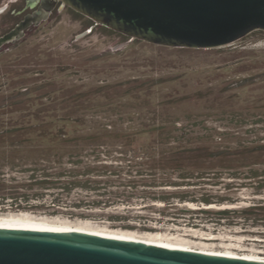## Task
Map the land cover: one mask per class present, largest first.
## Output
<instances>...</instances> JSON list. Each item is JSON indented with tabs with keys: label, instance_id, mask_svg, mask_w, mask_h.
I'll list each match as a JSON object with an SVG mask.
<instances>
[{
	"label": "rangeland",
	"instance_id": "374dc122",
	"mask_svg": "<svg viewBox=\"0 0 264 264\" xmlns=\"http://www.w3.org/2000/svg\"><path fill=\"white\" fill-rule=\"evenodd\" d=\"M10 23L1 11L0 35ZM35 118L66 123L73 135L123 133L141 148L133 157L104 138V146L59 158L0 162L5 179L17 182L35 165L49 175L87 168L108 175L87 183L98 190L49 184L36 197L0 199V216L264 259V216L239 212L264 203V186L244 178L245 161L231 154L264 139V31L217 48H172L64 8L0 47V121ZM159 140L167 142L150 144ZM173 151L190 158L176 169L150 167Z\"/></svg>",
	"mask_w": 264,
	"mask_h": 264
},
{
	"label": "water",
	"instance_id": "95a60500",
	"mask_svg": "<svg viewBox=\"0 0 264 264\" xmlns=\"http://www.w3.org/2000/svg\"><path fill=\"white\" fill-rule=\"evenodd\" d=\"M130 39L210 49L264 31V0H52ZM45 19L39 12L34 22ZM19 22L0 47L21 36ZM0 264H264L78 231L0 224Z\"/></svg>",
	"mask_w": 264,
	"mask_h": 264
},
{
	"label": "trees",
	"instance_id": "16d2710c",
	"mask_svg": "<svg viewBox=\"0 0 264 264\" xmlns=\"http://www.w3.org/2000/svg\"><path fill=\"white\" fill-rule=\"evenodd\" d=\"M18 110H20V107L14 109V111ZM104 138L119 142L117 145L121 149H125L124 151H120L121 153L131 152L133 157L138 156L136 153L141 147H135L136 139L123 133L119 134L117 132L105 130L103 134H98L94 133L91 129L89 133L84 134L82 132L73 135L70 127H68L66 123H59L53 120H39L35 118L21 121H0V162L7 161V163L13 164L11 162L14 160L21 161L22 159L34 157L36 155L59 158L66 149L68 152H71V150L79 149L78 147L83 148L82 146H87V148L91 149L104 146L105 143L102 140ZM152 142L150 144L159 147L167 141L159 140L155 143ZM231 154L235 156L234 160L245 161V163L241 165L245 170L242 172L244 178L257 181V184L264 186V168H258L264 165V139H261L259 142H252L249 146H244L239 151ZM209 155L211 157L213 156L212 154ZM202 156L201 154H197L193 159L201 158ZM189 158L190 157H187L183 151L167 152V154L161 152L158 153L157 158H154L149 165L150 167L153 166V168L176 169L183 165L185 160H189ZM53 162L59 163V161L55 159H53ZM31 164L34 166L37 162H32ZM72 164L75 165L77 163L75 162ZM20 171L21 173H30L27 182H17L12 178L5 179V173L0 171V199H11L12 201H16L29 199L32 196L36 197L39 191L47 190L48 188L46 185L49 184H62L63 186L58 188H62L65 191L75 187L85 189L89 187H86L87 183L98 184L101 182L96 178H108V175L98 173V171H92L89 168L83 171L74 169L69 171L61 170L51 173V175L46 172V169L39 168L37 165H35V168L28 167ZM63 177L67 179L64 183L61 181ZM111 181L112 180H107V182ZM82 183L83 185H80ZM120 185L123 184L120 183ZM89 190L98 189L95 187L91 189L89 187ZM100 202L101 201L86 200L83 203L95 206ZM52 203L53 206L58 205L55 202ZM80 203L81 201H79V204ZM103 203L107 205V202ZM223 212L226 213L229 211L224 210ZM239 212L264 216V203H253V205L249 206L247 209Z\"/></svg>",
	"mask_w": 264,
	"mask_h": 264
},
{
	"label": "bare ground",
	"instance_id": "6f19581e",
	"mask_svg": "<svg viewBox=\"0 0 264 264\" xmlns=\"http://www.w3.org/2000/svg\"><path fill=\"white\" fill-rule=\"evenodd\" d=\"M18 216H0V224H8V223L24 224V225H30V226H35L39 228L49 229V230L78 231V232L94 234V235H99V236L109 237V238H114V239H120V240H125V241H135V242H141V243L157 245V246H162V247L183 249V250L195 251L199 253H206V254H211V255H221V256H226V257H238V258H243V259L264 261L263 258H259L257 256H252V255H247V254L239 255V254H236L230 251L222 252V251H214V250H206V249H193V248L187 247L186 245H181L177 243H169V242H164V241H161L155 238H150L151 235L148 236L149 238H144L145 236L136 237L130 234H124V233H118V232H101V231H95V230L82 229L78 227L59 226V225L51 224V223L47 224L39 220L25 219L26 216H24V218H21L20 216L19 217Z\"/></svg>",
	"mask_w": 264,
	"mask_h": 264
},
{
	"label": "flooded vegetation",
	"instance_id": "af4514ba",
	"mask_svg": "<svg viewBox=\"0 0 264 264\" xmlns=\"http://www.w3.org/2000/svg\"><path fill=\"white\" fill-rule=\"evenodd\" d=\"M64 8L71 9L67 6L62 5L59 1L52 0H0V12L8 9L9 19L11 20L10 27L0 36L6 34L10 30H12L19 22L25 21V19L27 18V25L22 31V34H24L25 31L39 26L42 22L46 21L53 13L60 12ZM39 12H43L45 14V19H42L39 22H34L32 19L34 15L39 14ZM14 18H18L16 22H13Z\"/></svg>",
	"mask_w": 264,
	"mask_h": 264
}]
</instances>
